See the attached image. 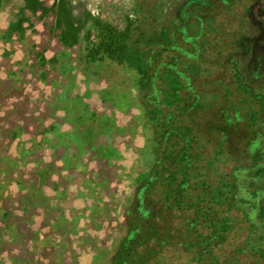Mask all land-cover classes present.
<instances>
[{"label": "rangeland", "instance_id": "rangeland-1", "mask_svg": "<svg viewBox=\"0 0 264 264\" xmlns=\"http://www.w3.org/2000/svg\"><path fill=\"white\" fill-rule=\"evenodd\" d=\"M72 2L85 27L81 41L65 47L53 30V11L33 14L23 11L25 0H0V264H112L138 176L156 164L138 72L87 56L96 40L94 19L122 28L187 29L186 37L176 30L174 38L184 40L191 58L200 54L202 70L188 67L186 83L191 93H203L206 105L189 110L185 123L208 160L233 141L215 154L216 173L242 160L234 150L252 134L238 133L242 111L226 110L214 89L241 77L264 94V0ZM18 21L23 29L9 34ZM216 99L225 103L213 105ZM214 123L233 127L221 131ZM227 148L233 151L225 161ZM165 255L163 264H194L176 247Z\"/></svg>", "mask_w": 264, "mask_h": 264}, {"label": "trees", "instance_id": "trees-1", "mask_svg": "<svg viewBox=\"0 0 264 264\" xmlns=\"http://www.w3.org/2000/svg\"><path fill=\"white\" fill-rule=\"evenodd\" d=\"M25 3L23 11L55 13L53 30L65 47L81 41L85 24L75 16L72 0H54L52 6L42 0ZM86 18H93L90 12ZM21 23L14 22L8 33L23 29ZM93 25L96 40L87 56L94 61L110 58L138 72L146 124L154 129L156 164L138 176L141 185L112 264H163L165 251L173 247L188 252L194 264H264V94L254 92L241 77L226 89H214L212 97L226 101V110L237 105L242 111L238 133L252 134L234 150L242 160L230 171L216 173L211 169L215 154L226 153L224 147L233 141H220L224 143L208 160L198 135L185 123L189 110L206 105L201 103L203 93H191L194 88L186 83L192 79L188 67L202 70L196 62L200 54L191 58L184 40L174 38L178 32L185 36L187 29L179 27L175 33L170 25L149 29L144 24L122 28L103 19H94ZM185 63V69L177 68ZM215 101L213 105L225 103ZM214 124L221 131L233 127Z\"/></svg>", "mask_w": 264, "mask_h": 264}]
</instances>
